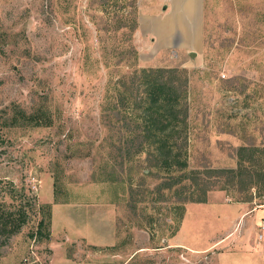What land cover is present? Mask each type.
<instances>
[{
    "label": "rangeland",
    "instance_id": "obj_1",
    "mask_svg": "<svg viewBox=\"0 0 264 264\" xmlns=\"http://www.w3.org/2000/svg\"><path fill=\"white\" fill-rule=\"evenodd\" d=\"M204 10L201 45L151 55L148 40L131 31L137 0H0V264H240L249 257L235 251L242 220L208 204L234 198L213 186L206 203L186 204L179 218L171 192L152 193L159 178L153 169L146 175L145 156L123 147L127 77L160 68L186 81L190 170L236 168L242 146L264 152V0H204ZM15 107L47 110L53 124L17 126ZM249 192L251 206L262 201L264 192ZM113 194L122 201L114 238L82 230L67 214L76 205L85 220ZM53 201L67 205L36 234ZM79 234L113 245L94 246Z\"/></svg>",
    "mask_w": 264,
    "mask_h": 264
},
{
    "label": "trees",
    "instance_id": "obj_2",
    "mask_svg": "<svg viewBox=\"0 0 264 264\" xmlns=\"http://www.w3.org/2000/svg\"><path fill=\"white\" fill-rule=\"evenodd\" d=\"M136 27L135 19L131 31ZM171 72L172 76H166L170 70L140 69L127 77L124 111H131V122L126 127L129 133L123 147L134 150L136 155L145 156L144 163L149 170L146 175H151L153 169L159 178L152 193L164 197L165 192H171V196L176 198L175 208L179 211V218L186 204L206 203L207 194L213 186L225 191L235 202H251V189H255V196L264 192L263 150L239 147L236 150V168L190 170L186 81L176 71ZM14 109L11 122L17 126L51 127L53 124L47 110L38 108L27 113L20 108ZM210 178H214L212 184ZM10 215L8 213L6 217ZM49 226L50 206H47L36 234L41 233V229L49 231Z\"/></svg>",
    "mask_w": 264,
    "mask_h": 264
},
{
    "label": "crops",
    "instance_id": "obj_3",
    "mask_svg": "<svg viewBox=\"0 0 264 264\" xmlns=\"http://www.w3.org/2000/svg\"><path fill=\"white\" fill-rule=\"evenodd\" d=\"M137 7L136 35L139 42L140 37L143 40H148L151 45V55H156L163 48L176 47L181 52L182 50L186 51L187 47H196L202 44L205 11L204 0H137ZM119 196L120 194H118L117 198L113 194L114 199L110 198L107 202L104 200V202L96 204L94 213L90 214L87 212L85 220L78 217L74 211L77 208L76 205L69 206L67 214L74 217L76 224L82 230L85 227H90L96 232L101 230L103 237L114 238L116 236L117 220L121 218L122 207L120 203L122 201ZM208 204L214 206L225 205L227 209L220 213L221 215L228 218V220H233L234 223L242 220L243 227L240 229L236 239L235 244H237V247L235 251L239 255V260L241 254H243V257H249L244 259L246 262L240 263L239 261V263L264 264V231L260 230L262 220H264V196L260 203H253L254 206H251L250 202H231L225 199L216 202L211 201ZM65 205H67L66 202ZM65 205L55 201L50 203V227L54 223V217L57 215L56 212H62L61 208H65L63 207ZM192 206L194 205L192 204ZM91 216L93 220H91ZM217 218L220 220L221 217L217 216ZM64 230L66 234V229ZM260 233H263L262 239L257 240V235ZM227 237L228 235H225L223 238ZM78 238H82L94 246L113 245V242H110V245L108 243L99 245L98 243L91 242V240H87L84 234L77 235L76 239ZM171 241V245H178L175 240ZM246 245H250V249H247ZM212 246L204 250H209Z\"/></svg>",
    "mask_w": 264,
    "mask_h": 264
},
{
    "label": "built area",
    "instance_id": "obj_4",
    "mask_svg": "<svg viewBox=\"0 0 264 264\" xmlns=\"http://www.w3.org/2000/svg\"><path fill=\"white\" fill-rule=\"evenodd\" d=\"M260 230L264 231V220H262L261 226H260ZM262 233L257 235V240H261L262 239Z\"/></svg>",
    "mask_w": 264,
    "mask_h": 264
},
{
    "label": "water",
    "instance_id": "obj_5",
    "mask_svg": "<svg viewBox=\"0 0 264 264\" xmlns=\"http://www.w3.org/2000/svg\"><path fill=\"white\" fill-rule=\"evenodd\" d=\"M192 56V55H191Z\"/></svg>",
    "mask_w": 264,
    "mask_h": 264
}]
</instances>
